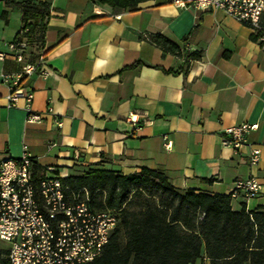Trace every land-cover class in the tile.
<instances>
[{"label": "crops", "instance_id": "0c3cea01", "mask_svg": "<svg viewBox=\"0 0 264 264\" xmlns=\"http://www.w3.org/2000/svg\"><path fill=\"white\" fill-rule=\"evenodd\" d=\"M20 1L0 0V51L22 25ZM32 1L49 6L46 73L37 70L20 85L33 91L30 111L42 118L26 121L22 99L8 105L12 79L4 76L20 64L0 60V159L25 152L38 173L53 166L66 176L146 167L178 189L231 193L234 210L264 207V42L255 29L222 10L173 0H146L134 11L97 0ZM155 34L178 43L181 54L151 42ZM241 123L257 128L235 152L222 135ZM252 148L260 152L254 165ZM250 175L260 190L244 201L232 189Z\"/></svg>", "mask_w": 264, "mask_h": 264}, {"label": "trees", "instance_id": "16d2710c", "mask_svg": "<svg viewBox=\"0 0 264 264\" xmlns=\"http://www.w3.org/2000/svg\"><path fill=\"white\" fill-rule=\"evenodd\" d=\"M97 1L134 11L146 0ZM19 6L20 29L26 28L21 36L31 46L29 61H35L49 6L32 0H22ZM259 25L264 28V9ZM150 41L166 52L181 54L180 45L162 34L151 36ZM197 56L188 54V58ZM62 182L73 190L84 187L95 206L119 209V223L94 264H195L197 260L200 264H264V207L247 210L243 205L234 210L231 193L178 189L164 173L146 167L128 175L92 168L82 175L64 176ZM6 254L0 245V264H8Z\"/></svg>", "mask_w": 264, "mask_h": 264}, {"label": "built area", "instance_id": "2783aa9c", "mask_svg": "<svg viewBox=\"0 0 264 264\" xmlns=\"http://www.w3.org/2000/svg\"><path fill=\"white\" fill-rule=\"evenodd\" d=\"M179 7L192 6L202 10H222L243 25L255 29L264 42V28L259 20L264 0H173ZM25 27L0 51V60L7 57L20 64V69L4 78L12 79L6 96L9 106L19 99L25 103L26 121L38 122L41 115L30 111L33 91L20 85L24 77L43 68L40 51L35 61H29L30 43ZM257 123H241L225 129L222 144L238 152L248 131ZM171 143H165L169 148ZM259 149H250V163L259 161ZM35 157L22 153L19 157L0 159V243L7 249L8 264H94L119 223V209L98 207L82 187L71 189L62 182L55 167L46 166L41 173L34 169ZM260 184L254 175L234 182L232 194L241 191L244 201L254 197Z\"/></svg>", "mask_w": 264, "mask_h": 264}, {"label": "rangeland", "instance_id": "374dc122", "mask_svg": "<svg viewBox=\"0 0 264 264\" xmlns=\"http://www.w3.org/2000/svg\"><path fill=\"white\" fill-rule=\"evenodd\" d=\"M0 245H2V246H3V244H2V243H0ZM195 264H200V260H197V261L195 262Z\"/></svg>", "mask_w": 264, "mask_h": 264}]
</instances>
